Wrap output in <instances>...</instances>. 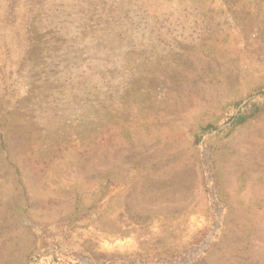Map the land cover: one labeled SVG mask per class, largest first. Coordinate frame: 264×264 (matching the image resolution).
Masks as SVG:
<instances>
[{
  "label": "rangeland",
  "instance_id": "rangeland-1",
  "mask_svg": "<svg viewBox=\"0 0 264 264\" xmlns=\"http://www.w3.org/2000/svg\"><path fill=\"white\" fill-rule=\"evenodd\" d=\"M2 126L0 264H264V0H0Z\"/></svg>",
  "mask_w": 264,
  "mask_h": 264
},
{
  "label": "trees",
  "instance_id": "trees-1",
  "mask_svg": "<svg viewBox=\"0 0 264 264\" xmlns=\"http://www.w3.org/2000/svg\"><path fill=\"white\" fill-rule=\"evenodd\" d=\"M241 122H243V118L242 117H236L233 124L238 125ZM6 128L7 127H5V126L0 127V137H7L10 134V131H7Z\"/></svg>",
  "mask_w": 264,
  "mask_h": 264
}]
</instances>
